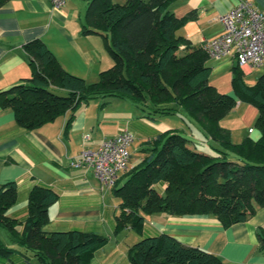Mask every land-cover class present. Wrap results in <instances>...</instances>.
<instances>
[{
	"label": "trees",
	"instance_id": "obj_1",
	"mask_svg": "<svg viewBox=\"0 0 264 264\" xmlns=\"http://www.w3.org/2000/svg\"><path fill=\"white\" fill-rule=\"evenodd\" d=\"M7 1L0 0V7ZM171 1L90 0L84 31L105 37L114 64L89 83L65 70L46 43L34 39L25 45L32 75L0 91L1 107L11 108L17 123L29 130L97 97L119 96L130 98L151 119L183 108L219 144L215 155L198 151L177 129L147 141L142 161L113 187L121 199L116 232L141 230L146 215L157 212L213 214L228 227L247 221L264 206V73L250 85L239 65L231 68L235 92L259 110L258 136L235 143L220 122L236 106V97L210 83V57L201 45L178 33L192 13L177 16L169 8ZM58 197L52 187L34 185L24 218H14L7 212L18 201L17 182L0 184V229H7L18 244L7 246L0 235V264L91 263L108 236L80 229L47 230L49 207ZM259 237L264 248V230ZM129 259L132 264H227L165 232L138 240L129 249Z\"/></svg>",
	"mask_w": 264,
	"mask_h": 264
},
{
	"label": "crops",
	"instance_id": "obj_2",
	"mask_svg": "<svg viewBox=\"0 0 264 264\" xmlns=\"http://www.w3.org/2000/svg\"><path fill=\"white\" fill-rule=\"evenodd\" d=\"M89 1L68 0L60 9H55L51 0H8L0 7V91L32 75L25 45L34 39L43 40L65 70L88 82L97 81L101 71L114 64L105 37L84 31V14ZM114 1L124 3L126 0ZM248 1L264 11V0ZM240 2L172 0L169 8L179 17L192 13L178 33L188 38L192 45L200 46L204 40L223 33L218 16ZM225 59L219 65H238L232 55ZM262 68L264 65L241 70L246 79ZM260 75L256 73V80ZM116 107L119 111L111 110ZM158 118L145 116L132 100L128 103L95 98L29 130L17 123L11 108H3L0 104V184L15 181L18 185V201L7 214L24 218L32 187L44 184L59 195L49 207L47 230L80 229L108 236V241L95 251L90 264H132L129 259L131 246L143 237L163 232L186 245L204 248L227 264H264V248L259 237L264 230V206H259L247 221L228 227L213 214L157 212L146 215L141 230L129 227L115 231L121 199L113 188L108 189L100 183L93 168H76L72 161L84 148H97L107 137L128 128L142 140L138 149L131 152L129 169L132 168L142 161L146 142L163 132L158 127ZM197 125L199 131L202 130ZM250 128L244 138L255 132H250ZM229 130L233 137L232 129ZM125 179V173L121 174L119 184Z\"/></svg>",
	"mask_w": 264,
	"mask_h": 264
},
{
	"label": "built area",
	"instance_id": "obj_3",
	"mask_svg": "<svg viewBox=\"0 0 264 264\" xmlns=\"http://www.w3.org/2000/svg\"><path fill=\"white\" fill-rule=\"evenodd\" d=\"M68 0H51L60 9ZM223 33L201 44L212 59L232 55L240 68H256L264 65V11L250 1L241 2L218 16ZM250 128V132H253ZM88 137V136H87ZM136 137L128 128L107 137L97 148H84L72 161V166L93 168L97 179L108 189L113 188L130 167V146Z\"/></svg>",
	"mask_w": 264,
	"mask_h": 264
},
{
	"label": "rangeland",
	"instance_id": "obj_4",
	"mask_svg": "<svg viewBox=\"0 0 264 264\" xmlns=\"http://www.w3.org/2000/svg\"><path fill=\"white\" fill-rule=\"evenodd\" d=\"M85 17V14H84ZM227 57V56H226ZM224 57L223 60H216L209 58L208 64L213 66L212 74L210 77V83L215 85L220 92L233 94L236 97L237 104L236 106L231 109L223 118L221 119V126L226 125L224 127L226 129H232L233 137L232 140L235 143H238L241 139H244L245 133H248L249 127L255 129V132L249 134V136L257 137L259 134L258 129L256 128V121L259 114L258 107L252 103L246 102L242 100L233 88L232 83V66L229 65L226 67L225 65H219L220 62L226 60ZM256 73L259 75L260 73H264V68L257 70L252 76H248L245 80L248 84L252 85V83L256 80ZM99 79V77H98ZM92 83V82H89ZM59 94H65L63 90L57 89ZM98 100H106V99H116V100H123V102L130 103L131 100L129 98H123L119 96H106V97H97ZM115 111H119V108L116 107L115 109H111ZM158 127L162 128L163 132L169 129H177L185 136H188L192 140V146L195 147L198 151L205 152L208 154L215 155L217 153L216 148L220 147L219 144L210 138L209 136L205 135L203 130L199 131L198 123L191 119V117L187 114V112L180 108L179 111L175 114H166L162 115L158 118ZM230 127V128H229ZM133 131V130H132ZM134 132V131H133ZM231 132V130H230ZM137 134L136 132H134ZM139 136H137L138 138ZM137 138L135 140H137ZM241 140V141H242ZM130 146V152L135 151V149L141 145V138H138L137 141ZM146 146V145H144ZM0 235L5 243V245L10 247H18V244L12 239L10 232L5 229H0ZM105 235V234H104ZM7 264H15L12 262H8Z\"/></svg>",
	"mask_w": 264,
	"mask_h": 264
}]
</instances>
